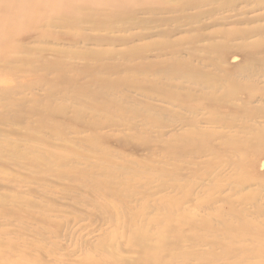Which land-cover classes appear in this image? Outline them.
<instances>
[{"label": "rangeland", "instance_id": "374dc122", "mask_svg": "<svg viewBox=\"0 0 264 264\" xmlns=\"http://www.w3.org/2000/svg\"><path fill=\"white\" fill-rule=\"evenodd\" d=\"M185 1L0 0V264H128L172 226L168 264H264V5Z\"/></svg>", "mask_w": 264, "mask_h": 264}, {"label": "bare ground", "instance_id": "6f19581e", "mask_svg": "<svg viewBox=\"0 0 264 264\" xmlns=\"http://www.w3.org/2000/svg\"><path fill=\"white\" fill-rule=\"evenodd\" d=\"M186 1H188V0H186ZM185 1V2H186ZM207 1L208 0H197V1H195V3L193 4H189L188 5V3H186V4H184V5H182V7H184V6H186V8L187 7H189V6H191L190 8L192 9H198V8H201V7H203V6H205V4L207 3ZM217 1H219L220 3L215 7V8H211L212 10H210V12L211 13H215V12H219V11H222L223 10V8L225 7V8H229L231 5H232V3L230 2V0H217ZM157 2V4H158V1H156ZM218 3V2H217ZM258 5L259 6H262V5H264V1H262V0H258ZM167 4V3H166ZM180 5H181V3H180ZM207 5V4H206ZM158 6H160V5H158ZM163 6V5H162ZM162 6H161V8H162ZM165 6V5H164ZM251 6V5H250ZM166 8L165 9H169L170 7H168L167 5L165 6ZM178 8V7H177ZM189 8V9H190ZM251 8V7H250ZM8 9V8H7ZM157 9H159V8H157ZM179 9V8H178ZM177 10V9H176ZM183 10H185V9H182V11ZM203 10H205V9H203ZM156 11H158V10H156ZM177 11H179V10H177ZM205 12V11H204ZM252 12V11H251ZM208 13V12H207ZM212 14V15H215V14ZM242 13V12H241ZM184 14H186V13H184ZM183 14V15H184ZM221 14V13H220ZM229 14H230V12H229ZM176 15H178V14H176ZM188 15V14H187ZM223 15V14H222ZM228 15V14H227ZM204 16V15H203ZM202 16V17H203ZM217 16V15H216ZM221 16V15H220ZM237 16V15H236ZM214 18H215V20L217 19L215 16H213ZM239 17V16H238ZM244 17V16H243ZM256 17H259V15L258 16H256ZM255 17V18H256ZM260 17H261V15H260ZM109 18L110 17H104V25H103V28L101 29V30H104V31H112V32H117V31H124L125 29H128V28H130V25H125V24H122V25H118L117 23L116 24H114V23H112V22H110V21H108L109 20ZM213 18V19H214ZM226 18H228V17H226ZM234 18V17H233ZM245 18V17H244ZM250 18V17H249ZM263 19H264V16L262 17ZM261 18V19H262ZM192 19H194L193 17H192ZM203 19V18H202ZM242 19V18H241ZM248 19V18H247ZM252 19V18H251ZM259 19V18H258ZM195 20V19H194ZM214 20V21H215ZM126 20H124V19H121L120 20V22H125ZM131 21H133V20H131ZM165 21V20H164ZM167 21V20H166ZM169 21V20H168ZM187 21V20H186ZM191 21V20H190ZM196 21V20H195ZM217 21V20H216ZM218 21H219V19H218ZM217 21V22H218ZM238 21V20H237ZM251 21V20H250ZM254 21V20H253ZM192 22V21H191ZM198 22H199V20H198ZM240 22V21H239ZM238 22V23H239ZM248 22V21H247ZM194 23V22H193ZM249 23V22H248ZM41 24V23H40ZM39 24V25H40ZM209 24V23H208ZM207 24V25H208ZM250 24V23H249ZM38 25V26H39ZM45 26V25H44ZM47 26L48 27H50V29H51V27L52 28H58V27H65V26H67V23H65V22H62V23H58V22H55V23H48L47 24ZM211 26V25H210ZM264 26V25H263ZM68 28H70V26H68ZM259 28V27H258ZM260 28H261V26H260ZM262 28H264V27H262ZM197 30H198V28H197ZM196 29H195V31H197ZM248 30V29H247ZM169 31V30H168ZM168 31H166V32H168ZM175 31V30H174ZM240 31H242V30H240ZM244 31H246V30H244ZM42 32V31H41ZM238 32V31H237ZM256 32H258L259 34L260 33H262V31L261 30H258V31H255L254 32V29H253V31H247V32H245L246 34H244L243 35V37H247L248 35H253V33H256ZM41 34V33H40ZM236 34V33H235ZM41 35H46V36H52V37H54L55 39H59V37H58V35H57V33H54L53 31H51V30H47V31H45V30H43V32H42V34ZM238 34H236V36H237ZM242 35V34H241ZM241 35H240V37H241ZM255 35V34H254ZM235 36V37H236ZM37 40L38 39V36H30V37H28V41H31V40ZM69 39H71L72 41H76L77 40V38H75V37H71V38H69ZM80 39L83 41V42H87V41H90V37L89 36H82V37H80ZM26 40V39H25ZM25 40H23V41H25ZM129 40H131V39H129ZM244 40H245V38H244ZM27 41V40H26ZM122 41H123V39H122ZM124 41H126V39H124ZM193 44V43H192ZM22 46V45H21ZM212 46V45H211ZM214 46V45H213ZM222 46V45H221ZM215 47H216V45H215ZM22 48V47H21ZM21 48H20V51H22L21 50ZM24 48V47H23ZM28 48V47H27ZM27 48H26V46H25V48H24V53H25V50H27ZM210 48H213V47H210ZM209 48V49H210ZM221 49V48H220ZM219 49V50H220ZM177 50V49H176ZM179 50V49H178ZM181 50V49H180ZM34 50H33V48H29V50H27L26 51V53L27 54H31L32 52H33ZM34 53V52H33ZM221 53H222V51H221ZM164 54V53H163ZM176 54H178V53H176ZM165 55V54H164ZM168 55H170V54H168ZM189 55V54H188ZM250 56H252V55H250ZM224 57V56H223ZM222 59V58H221ZM224 59H227V56L225 55V58ZM251 59V58H250ZM249 59V60H250ZM17 60V59H16ZM20 60V59H19ZM178 60V59H177ZM212 60V59H211ZM21 61V60H20ZM179 61V60H178ZM225 61V60H224ZM177 62V61H176ZM211 62V61H210ZM8 63H10V62H8ZM29 63V62H28ZM31 63H32V61H31ZM33 64V63H32ZM182 64V63H181ZM180 64V65H181ZM189 67V66H188ZM36 68V67H35ZM23 69V68H22ZM33 69H34V67H33ZM37 69V68H36ZM191 69V68H190ZM254 70V69H253ZM31 71V70H30ZM29 71V72H30ZM136 71V70H135ZM255 71V70H254ZM20 72H21V70H20ZM23 72V71H22ZM38 72V71H37ZM178 72V71H177ZM187 72V71H186ZM180 73H182V72H180ZM24 74V73H23ZM28 74V73H27ZM182 74H185V73H182ZM190 74V73H189ZM64 73L62 74V78H64ZM178 76V75H177ZM250 76V75H249ZM252 76H253V72H252ZM180 77V76H179ZM191 77V76H190ZM205 77V76H204ZM207 77V76H206ZM251 77V76H250ZM198 78V77H197ZM41 79V78H40ZM188 79V78H187ZM42 80V79H41ZM194 80V79H193ZM199 80V79H198ZM201 80H203V79H201ZM211 80V79H210ZM232 80V79H231ZM235 81H236V79H234ZM9 81V80H8ZM39 81V80H38ZM200 81V80H199ZM190 82H191V80H190ZM215 82V81H214ZM238 83V82H237ZM1 84H2V82H1ZM138 84V83H137ZM143 84V83H142ZM172 84V83H171ZM200 84V83H199ZM213 84V83H212ZM31 85V84H30ZM38 85V84H37ZM122 85V84H121ZM139 85V84H138ZM154 85V84H153ZM205 85V84H204ZM215 85V84H214ZM244 85V84H243ZM143 86V85H142ZM146 86V85H145ZM182 86V85H181ZM185 86V85H184ZM199 86V85H198ZM247 86V85H246ZM255 86V85H254ZM138 87V86H137ZM204 87V86H203ZM252 87V86H251ZM251 87H250V89H251ZM29 88V87H28ZM146 88H148V87H146ZM159 88V87H158ZM162 88V87H161ZM204 88H206V87H204ZM215 88V87H214ZM255 88V87H254ZM51 89H54V88H51ZM156 89V88H155ZM238 89V88H237ZM239 91H241V90H244L243 88H240V89H238ZM237 90V91H238ZM139 91H140V89H139ZM143 91V90H142ZM147 90H145V92H146ZM158 91H159V89H158ZM213 91V90H212ZM230 91V90H229ZM239 91H238V93H239ZM149 92V91H148ZM166 92V94L167 93H169V91L167 92V91H165ZM173 92V91H172ZM244 92V91H243ZM242 92V93H243ZM245 93V92H244ZM243 93V94H244ZM158 94H160V93H158ZM165 94V97L164 98H162L163 100H165V101H167V103H169V104H177L178 106H180L181 108H183V109H188V110H190L191 111V109H193L194 107H193V103H194V97L192 98V97H190V96H180V95H178V94H175V95H173V94H171V92H170V94L169 95H166ZM195 94V93H194ZM228 93H226V95H227ZM240 94V93H239ZM148 95V96H147ZM146 96L147 97H150L151 98V95H153L152 93L151 94H147ZM163 95V94H162ZM238 95V94H237ZM212 96V95H211ZM250 96H251V94H250ZM256 96V95H255ZM202 97V96H201ZM204 97V96H203ZM224 97H226V96H224ZM245 97V96H244ZM244 97H242V98H244ZM254 97V96H253ZM227 98V97H226ZM229 98H233V95L232 94H230V96H229ZM252 98V97H251ZM153 99V98H152ZM216 99V98H215ZM217 99H218V97H217ZM223 99H225V98H223ZM244 99H246V98H244ZM248 99H250V97L248 98ZM253 99H255V98H253ZM252 99V100H253ZM263 99V98H262ZM23 100V99H22ZM154 100H156V99H154ZM199 100H200V98H199ZM202 101H199V102H197V103H203V105H204V102H205V104L208 102H206L205 100H203V99H201ZM210 100V99H209ZM219 100V99H218ZM228 100V99H227ZM231 100V99H230ZM230 100H228V102L230 101ZM235 99H233V101H234ZM240 100H242V99H240ZM213 101V100H212ZM211 102V101H210ZM218 102V101H217ZM224 102H225V100H224ZM223 102V103H224ZM230 103V102H229ZM233 103V102H232ZM231 103V104H232ZM208 104H209V102H208ZM220 104H222V103H218V104H216V103H212L211 102V106L213 105H220ZM244 104V103H243ZM199 105V104H198ZM230 105V104H229ZM233 105V104H232ZM242 105V104H241ZM240 105V106H241ZM246 105V104H245ZM245 105H242V106H245ZM217 106V107H218ZM223 106H224V104H223ZM238 106L239 105H237V106H235V107H237L238 108ZM239 106V107H240ZM199 107H202L201 106V104H200V106ZM205 107V106H204ZM221 107V106H220ZM229 107V106H228ZM249 107V106H248ZM208 108H212V107H210V106H208ZM233 108V107H232ZM200 109H202V108H200ZM219 109H221V108H219ZM222 109H226V105H225V108H222ZM244 109H246L247 110V108H246V106L244 107ZM243 109V110H244ZM249 109H251V106H250V108ZM198 110H199V108H198ZM212 110V109H211ZM254 110V109H253ZM206 111V110H205ZM209 110H207V112H208ZM249 111H251V110H249ZM255 111V110H254ZM193 112H195V111H193ZM203 112H204V110H203ZM202 112V113H203ZM220 112H222V111H220ZM224 112V111H223ZM225 112H227V111H225ZM235 112V111H234ZM239 112V113H238ZM237 113L238 114H240V113H242L241 111H238ZM201 113V112H200ZM200 113H199V115H200ZM213 113V112H212ZM228 113V112H227ZM236 113V114H237ZM250 113H253V111L252 112H250ZM259 113H260V111H259ZM264 113V112H263ZM218 114H219V112H218ZM217 114V115H218ZM223 114V113H222ZM235 114V115H236ZM254 114V113H253ZM261 114H262V112H261ZM190 115H192V113L190 114ZM211 115H213V114H211ZM220 115H221V113H220ZM219 115V116H220ZM197 116V115H196ZM202 116H204L203 114H202ZM205 116H208V115H205ZM213 116H215V113H214V115ZM219 116H217V117H219ZM223 116V115H222ZM237 116V115H236ZM240 116V115H239ZM208 117H211V116H208ZM217 117H216V119H217ZM193 118V117H192ZM194 118H196L195 116H194ZM197 118H199V116H197ZM204 120H207V117H206V119L205 118H203ZM209 120H210V118H208ZM227 119V118H226ZM237 119V118H236ZM235 119V121H237ZM199 121H200V119H198ZM208 120V121H209ZM213 120V119H212ZM150 121V120H149ZM202 121V120H201ZM239 121H241V120H239ZM225 122V121H224ZM200 123V122H199ZM202 123H205L204 121L202 122ZM220 123H221V121H220ZM227 123V122H226ZM152 124V123H151ZM197 124V123H196ZM213 123H211V125H212ZM210 125V126H211ZM219 125V124H218ZM241 126V125H240ZM214 127V126H213ZM221 128H222V126H221ZM228 128V127H227ZM230 128V127H229ZM229 131V130H228ZM199 132V131H198ZM192 133V132H191ZM190 133V134H191ZM200 133H202V132H200ZM259 133V132H258ZM261 133H263V131L261 132L260 131V134ZM193 134V133H192ZM235 134V133H234ZM200 135V134H199ZM243 135V134H242ZM262 135V134H261ZM163 136V135H162ZM189 136V135H188ZM196 136H198V135H196ZM204 136V135H203ZM210 136H213V135H210ZM236 136H238L239 137V135L237 134ZM258 136V135H257ZM256 136V137H257ZM199 137V140L200 141H202L204 138H205V136L202 138V137H200V136H198ZM235 137V136H234ZM240 137H242L243 139H244V137L243 136H241L240 135ZM248 137H253V135H250V136H248ZM247 137V138H248ZM255 137V138H256ZM159 138H161V137H159ZM193 138V137H192ZM202 138V139H201ZM258 138V137H257ZM256 138V139H257ZM196 139H197V137H196ZM195 139V140H196ZM212 139V137L209 139V140H211ZM235 139V138H234ZM238 139V138H237ZM252 139H254V138H251V140ZM236 140V139H235ZM255 140V139H254ZM260 139H257V141H259ZM263 140V139H262ZM197 141V140H196ZM206 141V140H205ZM240 141V140H239ZM241 141L243 142V140L241 139ZM240 141V142H241ZM246 141L248 142H250V140H247L246 139ZM252 142H253V144H254V141L252 140ZM201 143V142H200ZM226 143H227V141H226ZM238 143V142H237ZM261 143V142H260ZM241 144H244V145H247V144H249V143H245V142H243V143H241ZM252 144V143H251ZM252 144V145H253ZM256 144V143H255ZM258 144H259V142H258ZM235 145H237L236 143H235ZM237 146H239V145H237ZM237 146H235V147H237ZM249 146V145H248ZM248 146H246V149H247V147ZM184 147V146H183ZM182 147V148H183ZM248 148H250V147H248ZM235 149H237V150H239L238 148H235ZM236 150V151H237ZM244 150V149H243ZM185 152V151H184ZM243 153V152H242ZM242 164V163H241ZM2 168V167H1ZM1 168H0V170H1ZM4 168V167H3ZM5 169V168H4ZM3 170V169H2ZM2 170H1V172H2ZM6 170V169H5ZM7 171V170H6ZM167 202V201H166ZM175 202V201H174ZM168 203H170L169 201H168ZM167 203V204H168ZM198 203H200V202H198ZM166 204V205H167ZM173 204H175V203H173ZM201 204V203H200ZM165 205V204H164ZM170 205V204H169ZM166 212V211H165ZM167 214V213H166ZM127 214H125V216H126ZM163 215V216H162ZM162 215H161V217H159L160 218V220L162 219V220H164V218H166V216H164L165 214H163V212H162ZM159 216V215H158ZM221 217V216H220ZM170 217H168V221L170 220L169 219ZM191 218H192V216H191ZM119 219V218H118ZM154 219V218H153ZM152 219V220H153ZM185 219H186V221H187V219H188V221H190V219H189V217L187 218V217H185ZM193 219V218H192ZM192 219H191V221H192ZM155 220H158L159 221V219H157V217H156V219ZM155 220H153L154 222H156ZM184 220V219H183ZM202 220V219H201ZM207 220V219H206ZM211 220V219H210ZM152 221V222H153ZM167 221V220H166ZM190 221V222H191ZM195 221V220H194ZM205 221V220H204ZM241 221V220H240ZM151 222V223H152ZM170 222V221H169ZM180 222V221H179ZM208 222V221H207ZM242 222V221H241ZM240 222V223H241ZM182 223H184L182 220H181V222L179 223L180 225H183ZM147 224H148V222H147ZM150 224V223H149ZM148 224V225H149ZM167 225H168V222L166 223ZM202 224V223H201ZM227 224H229V223H227ZM242 224V223H241ZM126 225V224H125ZM145 225V224H144ZM151 225V224H150ZM154 225V224H153ZM169 225H170V223H169ZM173 225V224H172ZM192 225V224H191ZM240 225V224H239ZM152 226V225H151ZM166 226V225H165ZM185 226V225H184ZM183 226V227H184ZM194 226V225H193ZM200 226H202V225H200ZM210 226V225H209ZM226 227H224V228H226L227 229V227H228V225H225ZM232 225H230V227H231ZM242 226V225H241ZM198 227V226H197ZM243 227V226H242ZM179 228H180V226H179ZM200 228H202V227H200ZM232 228V227H231ZM193 229H194V227H193ZM242 229V228H241ZM241 229L239 230V231H241ZM244 229V228H243ZM141 230V229H140ZM178 229H177V227L176 228H174L173 226H172V228L170 229V231L168 230L167 232H164V231H159V233L158 234H160L161 233V235L159 236V238L155 241V242H153V243H151L152 242V240H150V237H149V235L147 234V233H145V234H141V235H143L144 237H147V238H142V241H143V245H140V246H138L137 247V251L138 252H140L138 249H140V248H142L143 246H146V250H144V251H142V252H140L144 257H141L142 255L140 254V253H138V254H140L141 256L140 257H138L137 259H135L136 261H134V259L132 260V259H129L128 261H130V262H127L128 264H152V262L154 261H156L157 262V264H168V261H164V257L165 256H167L166 257V259L167 258H170L171 256H176V258H177V256H179L178 254L179 253H175L174 251H173V249H175V248H179L180 247V245H181V243H182V239L184 238V236H183V238H182V234L180 235V234H178L177 231ZM192 230V229H191ZM228 230V229H227ZM236 230V229H235ZM247 230V229H246ZM185 231V230H184ZM143 232V230L141 231V233ZM192 233V232H191ZM224 233V232H223ZM231 233H233V229H232V231H231ZM236 233V232H235ZM234 233V234H235ZM241 233H242V231H241ZM189 234V233H188ZM243 234V233H242ZM242 234H240V237L242 236ZM156 235V234H155ZM186 235V234H185ZM232 235V234H231ZM237 235V234H236ZM239 235V234H238ZM248 235V234H247ZM189 236V235H188ZM187 236V237H188ZM233 236V235H232ZM254 236V235H253ZM252 236V237H253ZM132 237V236H131ZM134 237H136V236H134ZM169 237H172L173 238V240H170V239H168ZM187 237H185V238H187ZM239 237V238H240ZM258 237V236H257ZM256 237V238H257ZM133 238V237H132ZM131 238V239H132ZM137 238V237H136ZM193 238V237H192ZM231 238V237H230ZM236 238V237H235ZM128 239V238H127ZM138 239V238H137ZM198 239V238H197ZM241 239V238H240ZM244 239H245V237H244ZM251 239H253V238H251ZM118 240V239H117ZM133 240V239H132ZM132 240H130V242L132 241ZM124 241L125 242H127L125 239H124ZM184 241V240H183ZM198 241V240H197ZM199 241H201V240H199ZM209 241V240H208ZM245 241H246V239H245ZM260 241V240H259ZM115 242V241H114ZM117 242V241H116ZM119 242V241H118ZM129 242V243H130ZM210 242V241H209ZM251 243V242H250ZM261 243V242H260ZM116 244V243H115ZM114 244V245H115ZM142 244V243H141ZM218 244V243H217ZM262 244H263V242H262ZM101 245V244H100ZM258 245V244H257ZM130 246H132V245H130ZM211 246H213V245H211ZM217 246H219V244L217 245ZM216 246V247H217ZM259 246V245H258ZM264 246V245H263ZM249 247V246H248ZM220 248V247H219ZM118 249V248H117ZM215 249V247L213 246V250ZM258 249V248H257ZM259 249H260V247H259ZM262 249V248H261ZM211 250H212V248H211ZM210 250V251H211ZM223 250V249H222ZM232 250V249H231ZM236 250V249H235ZM264 249H262V251H263ZM115 251V250H114ZM122 251V250H121ZM132 251H134V250H132ZM224 251V250H223ZM116 252H117V250H116ZM147 252L148 253H150L151 255H153L152 257H150V258H148L147 256H146V254H147ZM107 253V252H106ZM119 253H121L122 254V252H119ZM260 253H261V251H260ZM263 253H264V251H263ZM222 254H225V256H226V253H224V252H222ZM111 255H114V254H111ZM110 255V258L112 257L113 258V256H111ZM149 255V254H148ZM189 255H192V254H188V253H180V256H181V258H185V257H187V256H189ZM115 256V255H114ZM228 256V255H227ZM264 256V255H263ZM116 257V256H115ZM118 257V256H117ZM121 257V256H120ZM146 257V258H145ZM224 258V256H221V254H220V257L219 258H217V259H220V258ZM175 258V257H174ZM108 259V258H107ZM114 259V258H113ZM117 259V258H116ZM112 260V259H111ZM125 260V259H124ZM168 260H170V259H168ZM210 260V259H209ZM118 261V260H117ZM119 261H120V259H119ZM179 261V262H178ZM177 262L178 263H181L180 262V259L178 260ZM225 261V260H224ZM156 262H155V264H156ZM171 262V261H170ZM173 262V261H172ZM185 262V261H184ZM111 263V262H110ZM124 263H125V261H124ZM123 263V264H124ZM186 263V262H185ZM184 263V264H185ZM113 264H118L116 261L115 262H113ZM121 264V263H120ZM182 264V263H181Z\"/></svg>", "mask_w": 264, "mask_h": 264}]
</instances>
